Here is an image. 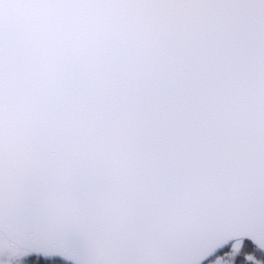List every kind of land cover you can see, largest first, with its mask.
Listing matches in <instances>:
<instances>
[{
    "label": "snow or ice",
    "instance_id": "6c2138e0",
    "mask_svg": "<svg viewBox=\"0 0 264 264\" xmlns=\"http://www.w3.org/2000/svg\"><path fill=\"white\" fill-rule=\"evenodd\" d=\"M0 264H264V0H0Z\"/></svg>",
    "mask_w": 264,
    "mask_h": 264
}]
</instances>
